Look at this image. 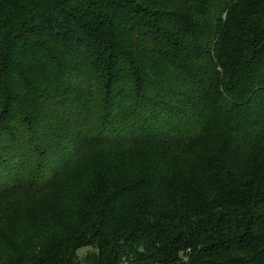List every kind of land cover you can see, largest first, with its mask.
I'll use <instances>...</instances> for the list:
<instances>
[{
  "label": "trees",
  "instance_id": "1",
  "mask_svg": "<svg viewBox=\"0 0 264 264\" xmlns=\"http://www.w3.org/2000/svg\"><path fill=\"white\" fill-rule=\"evenodd\" d=\"M2 214L0 264H264V0H0Z\"/></svg>",
  "mask_w": 264,
  "mask_h": 264
},
{
  "label": "rangeland",
  "instance_id": "2",
  "mask_svg": "<svg viewBox=\"0 0 264 264\" xmlns=\"http://www.w3.org/2000/svg\"><path fill=\"white\" fill-rule=\"evenodd\" d=\"M116 170L119 172L120 170H121V166L119 165V166H117L116 167ZM89 185V184H88ZM57 191H52V192H49V193H47L46 195H44L43 196V198L41 199V202H42V204L44 203V204H47V202H50V201H56L57 202ZM49 208V207H48ZM50 209V208H49ZM4 216V214H2V218H1V220H0V222H3L4 221V219L7 217V216H5V217H3ZM85 248H83V249H80L79 250V252H80V254H82V253H84L85 252Z\"/></svg>",
  "mask_w": 264,
  "mask_h": 264
},
{
  "label": "built area",
  "instance_id": "3",
  "mask_svg": "<svg viewBox=\"0 0 264 264\" xmlns=\"http://www.w3.org/2000/svg\"><path fill=\"white\" fill-rule=\"evenodd\" d=\"M124 264H127L126 262H124Z\"/></svg>",
  "mask_w": 264,
  "mask_h": 264
}]
</instances>
